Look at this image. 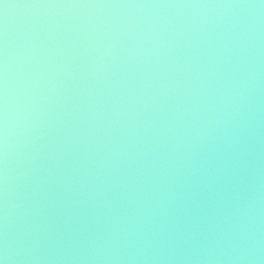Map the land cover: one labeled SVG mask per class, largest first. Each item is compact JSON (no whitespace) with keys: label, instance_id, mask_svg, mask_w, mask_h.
Instances as JSON below:
<instances>
[{"label":"clouds","instance_id":"clouds-1","mask_svg":"<svg viewBox=\"0 0 264 264\" xmlns=\"http://www.w3.org/2000/svg\"><path fill=\"white\" fill-rule=\"evenodd\" d=\"M0 264H264V0H0Z\"/></svg>","mask_w":264,"mask_h":264}]
</instances>
